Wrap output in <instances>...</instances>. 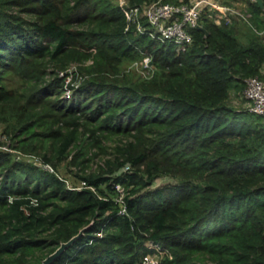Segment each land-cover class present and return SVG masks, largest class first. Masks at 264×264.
I'll return each mask as SVG.
<instances>
[{"label": "trees", "instance_id": "1", "mask_svg": "<svg viewBox=\"0 0 264 264\" xmlns=\"http://www.w3.org/2000/svg\"><path fill=\"white\" fill-rule=\"evenodd\" d=\"M151 1L0 0V264L82 228L48 264H264V116L230 99L264 80V8L217 0L248 21L203 9L179 49L127 17Z\"/></svg>", "mask_w": 264, "mask_h": 264}, {"label": "built area", "instance_id": "2", "mask_svg": "<svg viewBox=\"0 0 264 264\" xmlns=\"http://www.w3.org/2000/svg\"><path fill=\"white\" fill-rule=\"evenodd\" d=\"M119 2L121 5H125L127 0H120ZM203 9L212 14V17L218 23L222 19L230 21L232 17L248 21V17L250 16V12L246 10H242L237 6L220 3L217 0H190L189 2L183 0H154L141 7L137 6L130 10L127 9L126 14L128 18L133 19L144 16L149 23L150 32L153 37H157L162 41H172L178 45L179 49H183L192 41L191 29L199 24V18ZM133 65L142 74H148L152 69L148 56ZM66 94L69 95V91ZM243 94L246 99L247 109L264 116V80L258 76L249 77L246 80ZM34 162L42 164L45 168L52 169L49 164H44L39 159L38 161L34 160ZM157 258L154 259L151 254H146L141 264H160Z\"/></svg>", "mask_w": 264, "mask_h": 264}, {"label": "rangeland", "instance_id": "3", "mask_svg": "<svg viewBox=\"0 0 264 264\" xmlns=\"http://www.w3.org/2000/svg\"><path fill=\"white\" fill-rule=\"evenodd\" d=\"M118 1H120V0H118ZM190 1V0H189ZM240 4H241V2H240ZM240 28H241V30L242 31H248V29H247V27L244 25V24H240ZM126 66V65H125ZM128 68H131V70L132 71H134L135 70V68H136V66H132V65H128L127 66ZM138 72H140L138 69H136ZM134 71V72H137V71ZM141 73V72H140ZM230 99L237 105V106H245L246 104H243V101L241 100V99H239V97H237V95H235L234 93H232L231 94V96H230ZM1 125H0V140H2V132H1ZM1 143V142H0ZM0 147H3V148H5V146L4 145H1L0 144ZM39 156H37V157H34L32 160H37L38 161V158ZM40 160V159H39ZM168 181H171V178H169V177H162V178H159L158 180H156V183H164V182H168ZM153 257H154V259H156L158 256H156L155 254H152V253H150ZM158 260H159V257L157 258Z\"/></svg>", "mask_w": 264, "mask_h": 264}, {"label": "water", "instance_id": "4", "mask_svg": "<svg viewBox=\"0 0 264 264\" xmlns=\"http://www.w3.org/2000/svg\"><path fill=\"white\" fill-rule=\"evenodd\" d=\"M257 2L263 6V0H257ZM197 27L207 32L206 28L202 26L201 24H197ZM85 231V228H82L78 234L74 235L71 239H69L66 242L61 243V245L48 257L45 258L44 263L48 264L53 258L58 256L64 249H66L68 246H70L78 237H80Z\"/></svg>", "mask_w": 264, "mask_h": 264}]
</instances>
